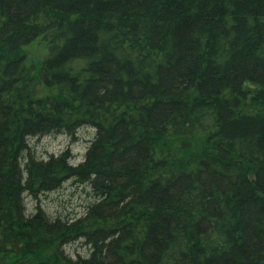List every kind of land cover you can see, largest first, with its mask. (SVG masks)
I'll return each mask as SVG.
<instances>
[{"label":"trees","instance_id":"1","mask_svg":"<svg viewBox=\"0 0 264 264\" xmlns=\"http://www.w3.org/2000/svg\"><path fill=\"white\" fill-rule=\"evenodd\" d=\"M68 181L84 215L28 213ZM0 264H264V0H0Z\"/></svg>","mask_w":264,"mask_h":264},{"label":"rangeland","instance_id":"2","mask_svg":"<svg viewBox=\"0 0 264 264\" xmlns=\"http://www.w3.org/2000/svg\"><path fill=\"white\" fill-rule=\"evenodd\" d=\"M28 63L37 64L48 52L44 42H36L25 50ZM41 94H46L44 86L39 87ZM95 138V130L89 127L81 128L73 139L64 134L51 135L43 138H34L29 141L31 153L42 161H47L50 157H57L65 151L71 155L70 163L78 165L83 162L84 156ZM88 189L68 181L56 191L41 195L38 200L26 198V207L29 214L36 211L39 207L49 218L55 219H74L84 215L87 207L93 200L89 197ZM66 254L71 259H76L78 255L86 257L89 248L81 242L71 244L65 249Z\"/></svg>","mask_w":264,"mask_h":264}]
</instances>
